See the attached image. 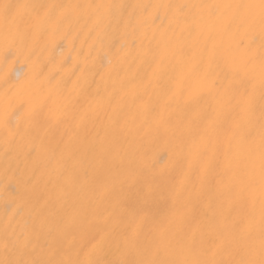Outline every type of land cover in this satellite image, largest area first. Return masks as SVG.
Returning a JSON list of instances; mask_svg holds the SVG:
<instances>
[{
    "label": "bare ground",
    "instance_id": "1",
    "mask_svg": "<svg viewBox=\"0 0 264 264\" xmlns=\"http://www.w3.org/2000/svg\"><path fill=\"white\" fill-rule=\"evenodd\" d=\"M0 3V264H261V0Z\"/></svg>",
    "mask_w": 264,
    "mask_h": 264
},
{
    "label": "snow or ice",
    "instance_id": "2",
    "mask_svg": "<svg viewBox=\"0 0 264 264\" xmlns=\"http://www.w3.org/2000/svg\"><path fill=\"white\" fill-rule=\"evenodd\" d=\"M27 7L21 5H13L10 3H0V18L4 20H8L13 14L20 8ZM229 7H232L231 5ZM237 8H245L251 9L257 6L255 5H236ZM260 9L259 14V23L261 26V31L264 32V0H261L260 5L258 6ZM230 69L235 76H238L242 71V64L236 62L235 60L230 62ZM261 73L262 80L261 85L264 88V58L261 61ZM221 101L225 105L231 104L233 101L241 107L242 111L245 113H249L251 111V100L248 97L243 95H237L233 92L232 86L228 85V87L224 88V91L221 95ZM240 127L237 126L236 129L233 130V135H239ZM260 195H261V209L262 216H264V124L261 125L260 129ZM262 251H264V242H262ZM191 251V250H190ZM86 264H96L94 261H88ZM120 264H127L126 261L120 262ZM136 264H215L213 261L203 260L197 258V255L193 254L192 258L182 259L177 261H159L156 259H143L136 262ZM240 264H254L252 261H242ZM261 264H264V260L261 261Z\"/></svg>",
    "mask_w": 264,
    "mask_h": 264
}]
</instances>
